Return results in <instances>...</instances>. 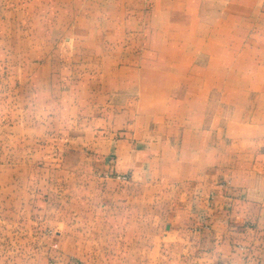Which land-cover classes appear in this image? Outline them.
Listing matches in <instances>:
<instances>
[{
    "label": "rangeland",
    "instance_id": "obj_1",
    "mask_svg": "<svg viewBox=\"0 0 264 264\" xmlns=\"http://www.w3.org/2000/svg\"><path fill=\"white\" fill-rule=\"evenodd\" d=\"M223 2L0 0V264H125V233L133 254L140 238L156 240L140 226L178 183L133 182L114 166L107 144L123 139L109 132L118 108L139 110L134 122L169 138L151 167L164 179L242 152L236 113H264L255 100L264 71L245 68L252 22L229 18L235 7ZM186 113L206 114L196 119L202 150L183 138ZM98 178L131 191L130 214L92 209ZM124 218L130 230L108 228Z\"/></svg>",
    "mask_w": 264,
    "mask_h": 264
},
{
    "label": "crops",
    "instance_id": "obj_2",
    "mask_svg": "<svg viewBox=\"0 0 264 264\" xmlns=\"http://www.w3.org/2000/svg\"><path fill=\"white\" fill-rule=\"evenodd\" d=\"M223 4L235 7V13H229V18L234 16L236 21L252 22L251 66L245 68L258 70V73L264 71V0H225ZM262 75L256 101H264V72ZM125 108L115 110L117 113H113V123L109 125L110 133L117 134L120 129L123 135L121 140L113 135V140L108 139V153L116 155L114 166L121 171L129 170L133 182L167 180L178 186L170 194L166 191L156 196V206L146 211L156 218L140 229L154 231L158 235L156 240L149 243L140 238L138 246L141 248L133 254L131 237L126 233L121 237L125 247L121 256L124 263L148 264L150 252L155 253L151 260L157 264H264V113H236L234 148L242 152L237 153L231 163L195 160L184 166L182 172L178 168L177 174L164 179L159 170L153 174L151 167L164 155L169 138L157 128L150 129L149 121L147 127L133 121L137 115L143 118L144 113ZM186 115L189 121L183 138L194 136L190 145L194 150H202L207 142L195 137L202 129L196 119L206 114ZM14 116L17 118L18 114ZM146 116L152 118L158 114L146 113ZM245 118L249 119L247 124ZM18 122L17 129L15 126L13 129L20 131ZM142 133L147 135L141 136ZM97 181L99 184L92 196L93 210L109 215L131 213V191L121 189L114 180H107L105 186L100 182L106 181L100 178ZM131 226L132 222L126 218L108 223V228L113 230L127 231ZM161 229L168 232L161 235ZM144 245L156 246V250Z\"/></svg>",
    "mask_w": 264,
    "mask_h": 264
}]
</instances>
